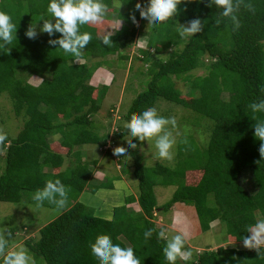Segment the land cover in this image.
I'll list each match as a JSON object with an SVG mask.
<instances>
[{
	"label": "trees",
	"instance_id": "trees-1",
	"mask_svg": "<svg viewBox=\"0 0 264 264\" xmlns=\"http://www.w3.org/2000/svg\"><path fill=\"white\" fill-rule=\"evenodd\" d=\"M48 2L0 0V12L10 15L17 26L16 38L0 49V95L8 93L16 115L25 118L16 136L7 135L0 142V202L37 203L32 196L48 180L59 179L69 189L65 210L39 229L38 238L25 242L32 254L46 264H98L90 245L98 235H106L114 244L132 247L141 264H167L163 256L166 241L157 238L163 229L157 226L156 213L179 204L194 207L199 232L210 231L213 222L218 221L228 240L243 242L250 235L247 227L259 221L257 212L264 220V157L259 152L261 141L254 136L255 122L264 121V112L251 108L252 103L264 100V0H244L237 12L241 27L235 31L228 18L220 17L216 6H208L209 0H182L172 19L146 33L135 27L130 17L134 13L137 21L142 20L136 4L144 6L147 0H104L115 19L124 25L113 33L110 46L99 39L106 33L101 32L104 19L82 26L81 31L90 32L93 38L79 58L49 44L60 33L37 34L35 39L25 35L30 25L43 23L41 17L51 18ZM105 17L111 19V14ZM196 18L201 19L203 30L195 36H181L179 25H188ZM138 35L148 38V49H140L145 62L152 58L151 50L158 53L176 49L166 60L151 62L147 86L126 110L122 104L113 109L123 119V126L113 134L123 139L131 137L124 128L125 121L155 108L159 99L211 119L213 127L207 147L202 148L192 135L184 136L173 167L161 162L147 167L141 152L143 141L131 137L130 143L137 144L129 154L138 191L127 195L125 203L115 206L112 218L107 219L80 201L85 191L96 194L103 188L114 189V179L120 178L95 171L97 158L86 159L93 145L114 156V148H106L105 136L99 133L94 120L102 112L107 89L91 81L99 77L101 68L110 66L109 57L127 60L124 51ZM201 67H206L207 73L194 76L192 72ZM30 76L41 77V83L31 84ZM173 78L192 85L191 100L181 95ZM160 113L177 117L173 111ZM114 115L110 113V118ZM67 156L72 161L65 166ZM249 170L256 183L253 193L241 182L243 173ZM196 171L201 177L189 183L187 173ZM170 185L177 189L167 203L159 206L156 186ZM133 204L137 209L130 207ZM41 205L61 208L48 201ZM148 229L153 235L146 241L144 232ZM18 230V226L7 230L9 245L15 244L13 237ZM185 249L191 251V259H178L177 264H264V248L260 253L243 246L235 249L223 245L198 250L186 242Z\"/></svg>",
	"mask_w": 264,
	"mask_h": 264
},
{
	"label": "rangeland",
	"instance_id": "rangeland-1",
	"mask_svg": "<svg viewBox=\"0 0 264 264\" xmlns=\"http://www.w3.org/2000/svg\"><path fill=\"white\" fill-rule=\"evenodd\" d=\"M107 13L111 14V19H105L106 17L103 18L104 20L102 21L103 24L101 32L114 33L117 29L121 28L124 23L116 20L115 14L112 13V11L108 10ZM53 22L55 21L53 20ZM42 24L43 23L41 22H36L33 24L35 26L37 34L39 35L46 34L45 32L41 31ZM134 25L143 33L150 32V29H152L149 28L148 23L143 19L137 21V23H135ZM147 41V37L138 35L135 38V42L124 51V53L129 56L127 60L121 61L117 56L109 57V60H111L110 66L104 67V69L101 68V70L98 72L99 77L91 81V83L98 88H102L104 85L105 87L103 88L107 89V94L103 102L101 103L102 112H99L94 116L97 130L101 135L105 136L103 143L107 142V148H109L110 145L115 148L114 146L117 145V147L125 148V150L129 153L128 144L131 141V137L123 139L113 134V132L116 131L118 127L123 126V119L120 120L117 116L116 111L113 112V109H118L122 104L121 106L124 110H126L135 95L143 91V89L147 86V83L149 81L148 68L151 62L154 59L166 60L169 57L171 51L176 49V47H172L169 50L158 53L151 50V53L153 54H151L152 58H150L148 62H145L144 60H142L143 54L141 53L140 49H148V47H146ZM77 62L81 63L83 62V60H78ZM206 73V67L195 69L192 72V74L196 77L204 75ZM173 79L175 82V86L181 92V95L186 99L191 100L190 92L192 85L182 79ZM28 81L31 84L38 85L41 83L42 78L39 76H30L28 77ZM225 96L227 95L225 94ZM155 108H157L156 110L158 114L162 116L164 114L160 112L165 111H173L177 115V117H174L173 114V118H175L176 120L175 128H172L171 125L167 126L172 131L176 143L172 150L173 158L171 160H167L157 157L155 138L148 141H143L141 145V152L144 156L143 162L147 167L154 166L157 162H161L172 167L176 165L179 142L186 135H192L202 148L208 146L213 127V121L211 119L201 118L199 115L193 112V110L175 105L172 102L166 103V101H164L163 99H159L157 101ZM110 113H115L114 118L113 116L112 118H110ZM24 121L25 118L22 115H16L15 105L12 97L8 93L1 94L0 134H4L5 136L10 135L12 137L16 136L18 131L23 126ZM51 140H57V138H53ZM91 147L93 148H89V150H92V153H87L88 156L86 157V159H98L99 164L95 168V171L96 169H99L101 171V174L106 173L109 177H120L117 180L114 179V185L116 186V188H125L124 185H130L132 187V194L137 193L138 181L132 174L134 168L133 161L130 158V154L129 157L118 158L116 156H109L106 153V149L104 148H100L99 146L96 147L94 145ZM69 156L71 157L72 155ZM71 159L72 158H69L67 156L65 166L70 164V161H72ZM1 165H3V161H1L0 159V166ZM187 174V181L189 183H194L201 177L200 171L188 172ZM241 182L251 193L256 191L255 179L253 173L250 170L243 173ZM116 183H119V185ZM176 189L177 187L175 185L156 186L155 190L158 198V205L162 206L167 203L172 198L173 193ZM117 194L120 200H122V196L119 193ZM109 198L111 199H106L104 206L106 203L108 204V202L110 204H114L119 199L117 197ZM80 201L86 205H89L81 199ZM101 204L102 201L99 198L96 199L93 205L89 206L95 208L97 214L99 212L98 208ZM183 205V207L175 205L167 212L164 210H157L158 212L156 213L155 219L157 226L167 231L169 239L176 234L184 233L186 234V242H188L191 247L198 248V250H201L202 247H206L208 245H212L213 247H216V245H223L227 248L240 249V246L238 244H233L231 243L232 241L228 240V237L226 236L224 230L219 229L220 223L218 221L213 222L210 231L199 232V230H197L199 220L196 210L193 206L187 204ZM130 207L137 209V205L134 204ZM0 210V230L2 232V235L6 236L7 230L11 227H19V230L13 237L16 242L15 244L9 245V250H15L22 247L30 256L32 264H46V262L42 258H37L34 254H32V252L26 246L25 242L30 239L38 238L39 229L57 218L63 212V210H65V208L63 207L61 209L46 207L38 203L25 201L21 203L0 202ZM98 216H102V213ZM257 217H259L260 221L261 215L259 212H257ZM172 221L178 222V224H173Z\"/></svg>",
	"mask_w": 264,
	"mask_h": 264
},
{
	"label": "clouds",
	"instance_id": "clouds-1",
	"mask_svg": "<svg viewBox=\"0 0 264 264\" xmlns=\"http://www.w3.org/2000/svg\"><path fill=\"white\" fill-rule=\"evenodd\" d=\"M199 2H203V0H199ZM181 3L182 0H147L144 6L137 3L136 10L139 11L140 17L148 23L149 28H156L161 22L172 19L178 13V6ZM243 3L244 0H209L208 6H216L220 17L228 18L235 31L241 27L237 12ZM247 7L249 10L252 8L250 4ZM107 11L108 5L104 0H49L47 13L51 18L41 17L40 21H43L41 31L48 33L49 36L60 33L61 36L50 40L49 44L58 45V48L65 54L79 58L93 38L90 32H82L81 27L102 21ZM130 18L134 24L137 23L134 13ZM53 20L55 22H52ZM219 22L218 20L217 23ZM16 29L17 26L13 23L11 16L0 12V49H4L12 43ZM202 30L203 23L199 18L189 21L188 26L179 25L181 36H195ZM25 35L29 39H35L37 36L35 26L30 25ZM112 35L113 33L106 32L99 39L103 45L110 46ZM251 108L254 112H264V100L252 103ZM168 125L175 128V118L164 117L159 115L155 108H148L139 115L133 116L130 121H125L124 128L131 137L138 141L155 138L157 157L171 160L176 140L172 131L167 127ZM254 129V136L261 141L260 155L264 157V121L255 122ZM5 140L6 136L0 134V142ZM128 148L136 149L137 144L129 143ZM113 155L118 158L129 157L128 151L123 147H115ZM68 191L67 186L59 179L48 180L42 189L35 191L32 199L38 204L48 201L62 208L68 199ZM246 231L250 235L243 238L244 247L256 249L260 253V250L264 248V220L249 225ZM152 235V229L145 231V240L147 241ZM157 238L166 241L163 256L167 264H177L178 259L183 261L191 259V251L185 250L186 234H176L169 239L167 231L161 230ZM90 248L98 264H141L132 247H121L119 244H114L110 236L98 235ZM0 257H2L0 264H32L31 258L24 248L9 250L8 239L2 234H0Z\"/></svg>",
	"mask_w": 264,
	"mask_h": 264
},
{
	"label": "crops",
	"instance_id": "crops-1",
	"mask_svg": "<svg viewBox=\"0 0 264 264\" xmlns=\"http://www.w3.org/2000/svg\"><path fill=\"white\" fill-rule=\"evenodd\" d=\"M97 78V77H96ZM95 80V78L93 79ZM119 185V183H116ZM125 188H121L120 186V189L115 188L114 189H100L96 194H90L88 193L87 191L83 192V194L81 195L80 199L83 200L85 203H88L89 205H93V203L96 201V199H99L102 201V204L100 205V207L98 208V213L97 215L101 214L102 213V216L104 218H107V219H111L112 218V215H113V208L115 206H120V205H123L125 203V197L132 192V187L129 185H124ZM100 192V193H99ZM119 193L121 196H122V200H120L118 194ZM102 194V195H101ZM101 195V196H100ZM99 196V197H98ZM109 197H117L119 198L118 201H116L114 204H110L108 202V204L106 203L105 206H104V203L106 202V199H111ZM94 200V201H93ZM109 205V206H107ZM115 205V206H114ZM179 206L183 207L184 205H180ZM96 207V206H95ZM98 207V206H97ZM158 212V211H157ZM101 216V217H102ZM188 220V219H187ZM173 222V221H172ZM178 224V222H173V224ZM231 241V240H229ZM231 243L233 244H238L240 247L244 246L243 245V242H234L232 241ZM219 245H216V247H218ZM214 247V248H216ZM187 250V249H185Z\"/></svg>",
	"mask_w": 264,
	"mask_h": 264
}]
</instances>
